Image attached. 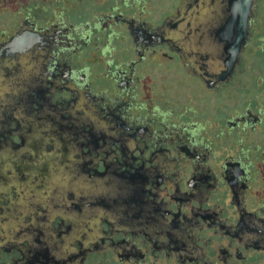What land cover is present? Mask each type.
Listing matches in <instances>:
<instances>
[{"label": "flooded vegetation", "instance_id": "af4514ba", "mask_svg": "<svg viewBox=\"0 0 264 264\" xmlns=\"http://www.w3.org/2000/svg\"><path fill=\"white\" fill-rule=\"evenodd\" d=\"M182 2L0 0V264H264V0Z\"/></svg>", "mask_w": 264, "mask_h": 264}, {"label": "water", "instance_id": "95a60500", "mask_svg": "<svg viewBox=\"0 0 264 264\" xmlns=\"http://www.w3.org/2000/svg\"><path fill=\"white\" fill-rule=\"evenodd\" d=\"M191 1L192 0H183L178 8V15L171 16L167 22L178 19L177 23H179L183 42L185 43L186 40L192 36L194 39V47L203 56H206L208 52V50H206L208 39L211 38L212 40L213 35L218 34L224 27V18L226 17L227 21H229L228 24H225L228 33L225 40L228 45L231 38L229 32L235 31L234 25L236 23H244L245 12L248 11V6L246 4L242 7L238 5L224 8L208 6L205 0H198L201 2L196 3H192ZM237 1L238 0H232L231 3H238ZM209 33L211 34L210 37H208ZM241 35H243V29ZM228 48L227 46V49Z\"/></svg>", "mask_w": 264, "mask_h": 264}, {"label": "rangeland", "instance_id": "374dc122", "mask_svg": "<svg viewBox=\"0 0 264 264\" xmlns=\"http://www.w3.org/2000/svg\"><path fill=\"white\" fill-rule=\"evenodd\" d=\"M166 1H169V0H166ZM165 6H167V5L165 4Z\"/></svg>", "mask_w": 264, "mask_h": 264}]
</instances>
